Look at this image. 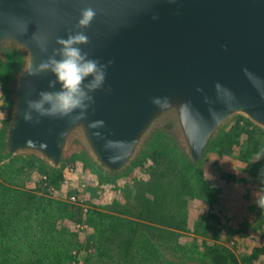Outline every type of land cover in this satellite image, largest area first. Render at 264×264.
<instances>
[{
    "label": "water",
    "instance_id": "1",
    "mask_svg": "<svg viewBox=\"0 0 264 264\" xmlns=\"http://www.w3.org/2000/svg\"><path fill=\"white\" fill-rule=\"evenodd\" d=\"M85 7L96 17L77 29ZM75 31L89 37L80 46L89 58L112 61L87 118L26 122V101L60 88H49L52 73L30 76L28 68L60 47L57 37ZM15 51L24 61L3 134L8 159L33 155L58 168L77 140L97 166L117 174L162 128L197 166L231 118L264 130V0H0V65ZM94 121L103 123L90 127Z\"/></svg>",
    "mask_w": 264,
    "mask_h": 264
},
{
    "label": "rangeland",
    "instance_id": "2",
    "mask_svg": "<svg viewBox=\"0 0 264 264\" xmlns=\"http://www.w3.org/2000/svg\"><path fill=\"white\" fill-rule=\"evenodd\" d=\"M23 61L15 51L0 65V264H264L255 251L264 247V130L231 118L197 166L162 128L117 174L77 140L58 168L33 155L8 159L3 134ZM247 122L259 152L245 162L232 145L244 138L234 126Z\"/></svg>",
    "mask_w": 264,
    "mask_h": 264
},
{
    "label": "clouds",
    "instance_id": "3",
    "mask_svg": "<svg viewBox=\"0 0 264 264\" xmlns=\"http://www.w3.org/2000/svg\"><path fill=\"white\" fill-rule=\"evenodd\" d=\"M96 14V10L92 7L81 9L76 28H88ZM56 44L60 47L53 49L52 54L37 66H30L27 73L30 76H38L50 72L55 79L49 81V88L55 89L57 84L60 88L56 91H39L38 99H28L27 110L22 114L26 122L39 123V117H71L73 122L86 119L87 110L94 103L92 93L104 86L107 68L112 61L102 64L97 59L89 58V53L80 47L89 44V37L84 31L70 32L66 38L57 37ZM40 47L42 51H47L46 42H41ZM216 87L219 88L220 85ZM153 103L159 105L161 101L154 99ZM33 113L37 114L35 121ZM73 113L77 114L73 115ZM102 123V121H94L89 126L95 128ZM261 158H264V151L258 154L256 160ZM256 204L264 210V188L258 196L256 195Z\"/></svg>",
    "mask_w": 264,
    "mask_h": 264
},
{
    "label": "trees",
    "instance_id": "4",
    "mask_svg": "<svg viewBox=\"0 0 264 264\" xmlns=\"http://www.w3.org/2000/svg\"><path fill=\"white\" fill-rule=\"evenodd\" d=\"M246 128L241 126L239 123H236L234 126L235 130H233L236 134V136H239L241 134L244 135V138L241 142H234L232 145V149L234 146H238V151H237V158L241 161L247 162L249 158L256 152H259V149L257 148V144H251V139L253 138L254 135L257 133V128L252 125L251 123L247 122ZM214 193L209 194V198L211 200L215 199L213 197ZM264 236V234H262ZM255 251L258 253L259 251H264V247H255ZM234 261V259H233Z\"/></svg>",
    "mask_w": 264,
    "mask_h": 264
},
{
    "label": "crops",
    "instance_id": "5",
    "mask_svg": "<svg viewBox=\"0 0 264 264\" xmlns=\"http://www.w3.org/2000/svg\"><path fill=\"white\" fill-rule=\"evenodd\" d=\"M247 222H248V219H247ZM258 238H262V236L261 237L259 236Z\"/></svg>",
    "mask_w": 264,
    "mask_h": 264
}]
</instances>
